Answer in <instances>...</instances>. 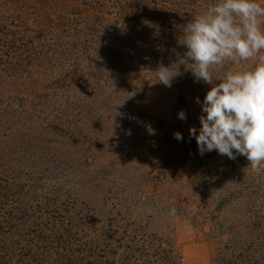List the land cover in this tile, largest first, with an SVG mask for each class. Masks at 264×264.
Listing matches in <instances>:
<instances>
[{
    "label": "trees",
    "instance_id": "1",
    "mask_svg": "<svg viewBox=\"0 0 264 264\" xmlns=\"http://www.w3.org/2000/svg\"><path fill=\"white\" fill-rule=\"evenodd\" d=\"M216 2L0 0V264H183L179 246L148 231L150 189L145 203L134 205L127 189L91 179L87 169L98 165L87 156L107 147L102 110L159 83L161 65H174L178 109L199 135L207 92L227 71L256 64L226 61L210 85L180 63L186 25ZM28 12L43 23L22 27L16 15ZM192 146L169 151L192 153L188 174L201 161L203 175L216 170L215 205L201 202L193 213L198 227L204 219L221 230L206 239L212 264H264V168L257 174L243 155H201L197 142ZM164 191L158 203L167 212L183 205L165 202Z\"/></svg>",
    "mask_w": 264,
    "mask_h": 264
},
{
    "label": "rangeland",
    "instance_id": "2",
    "mask_svg": "<svg viewBox=\"0 0 264 264\" xmlns=\"http://www.w3.org/2000/svg\"><path fill=\"white\" fill-rule=\"evenodd\" d=\"M16 16L21 17L15 19L27 29L43 23L31 12ZM34 38L43 37L36 33ZM243 71L246 70L239 72ZM178 99L177 89L151 82L145 90L129 96L127 103L111 105L106 111L102 110L103 115L109 117L102 125L105 132L103 137H107V147L104 152L87 156V161L95 158L98 165L95 169H87V172L94 175L91 179H106L108 182L105 185H117V188L127 189L132 193L129 201L134 205H143L146 200L143 193L147 195V189H150L149 196L153 199L147 203L150 210H146L144 214L147 216L143 217L146 222L153 224L148 231L166 235L179 246L183 253V264H212L214 252L206 239L211 232L218 233L221 230L213 228L209 222L204 223V219L198 227L193 213L201 202L215 205L219 187L213 175L216 170L203 175L202 170H208V167H202L201 161L195 167L196 173L188 174L191 170L188 166L195 159L188 156L192 153L188 151L174 154L169 151L173 145H179L182 149L193 147L196 142L195 137L190 134V129L196 126L187 115L185 120L179 118ZM177 132L181 134V140L175 138L174 134ZM187 160L190 161L186 162ZM15 171L20 173L19 169ZM189 175L195 178L189 179ZM175 187L190 191L173 194L171 189ZM163 190L165 202H183L182 206L177 205L174 208L175 215H170L171 212H167L158 203L160 198L157 194ZM148 216L155 220H149ZM207 219L209 217L205 216V220Z\"/></svg>",
    "mask_w": 264,
    "mask_h": 264
},
{
    "label": "clouds",
    "instance_id": "3",
    "mask_svg": "<svg viewBox=\"0 0 264 264\" xmlns=\"http://www.w3.org/2000/svg\"><path fill=\"white\" fill-rule=\"evenodd\" d=\"M264 3L260 0H217L196 15L183 32L179 44L187 49L177 57L191 71L197 82L213 85V71L226 61L239 64L256 61L255 67L243 72L227 71L222 81L207 92L197 129H190L199 152L216 150L236 159L243 155L254 173L264 168ZM170 68L161 65L156 71L159 83L170 87ZM197 98V103H199ZM179 118L186 119L184 111ZM177 140L182 136L174 134ZM176 210L171 209L175 215Z\"/></svg>",
    "mask_w": 264,
    "mask_h": 264
}]
</instances>
